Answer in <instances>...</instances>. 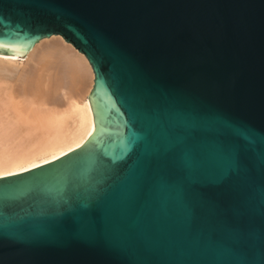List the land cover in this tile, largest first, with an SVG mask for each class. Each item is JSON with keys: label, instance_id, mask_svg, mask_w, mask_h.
Instances as JSON below:
<instances>
[{"label": "water", "instance_id": "water-1", "mask_svg": "<svg viewBox=\"0 0 264 264\" xmlns=\"http://www.w3.org/2000/svg\"><path fill=\"white\" fill-rule=\"evenodd\" d=\"M53 36L94 131L0 178V264H264V0H0V53Z\"/></svg>", "mask_w": 264, "mask_h": 264}, {"label": "bare ground", "instance_id": "bare-ground-1", "mask_svg": "<svg viewBox=\"0 0 264 264\" xmlns=\"http://www.w3.org/2000/svg\"><path fill=\"white\" fill-rule=\"evenodd\" d=\"M87 58L61 36L26 56L0 53V178L78 149L94 131Z\"/></svg>", "mask_w": 264, "mask_h": 264}, {"label": "snow or ice", "instance_id": "snow-or-ice-1", "mask_svg": "<svg viewBox=\"0 0 264 264\" xmlns=\"http://www.w3.org/2000/svg\"><path fill=\"white\" fill-rule=\"evenodd\" d=\"M222 178H223V177H222L221 175H219V174H217V175H215V176L213 177V179L216 180L217 182H219Z\"/></svg>", "mask_w": 264, "mask_h": 264}]
</instances>
